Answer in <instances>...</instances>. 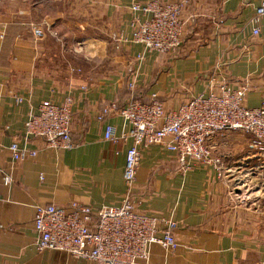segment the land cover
I'll return each mask as SVG.
<instances>
[{"label":"crops","instance_id":"crops-1","mask_svg":"<svg viewBox=\"0 0 264 264\" xmlns=\"http://www.w3.org/2000/svg\"><path fill=\"white\" fill-rule=\"evenodd\" d=\"M25 1L24 10L0 18L6 33L0 39V264H100L65 251L39 252L36 207L68 209L77 202L98 210L122 203L126 154L133 145L125 137L130 126L120 116H99L104 106L127 104L134 76L140 101L150 102L155 94L170 111L224 83L234 89L246 86L249 108L264 105V18L258 24L261 33L253 34L263 0H187L181 49L147 54L136 75L130 72L132 61L144 47L127 42L135 27L130 8L147 0H81L116 49L113 68L93 76L62 66L51 34L35 41L29 29L33 11L55 4L53 13L60 14L62 0ZM68 97L74 101L73 150L47 148L35 138L22 141L30 114L44 101L62 104ZM108 126L116 129L118 142L105 139ZM20 139L37 156L14 162L8 148ZM209 144L222 168L256 171L252 186L262 190L243 198L231 186L235 175L219 177L214 167L201 165L184 170L177 155L162 146L143 151L133 195L141 213L178 223L177 247L170 251L153 244L148 263L137 264H264V151L250 134L231 130ZM5 175L11 184H5Z\"/></svg>","mask_w":264,"mask_h":264},{"label":"built area","instance_id":"built-area-1","mask_svg":"<svg viewBox=\"0 0 264 264\" xmlns=\"http://www.w3.org/2000/svg\"><path fill=\"white\" fill-rule=\"evenodd\" d=\"M183 7L184 3L166 0L132 4L130 9L135 15V27L127 42L142 45L144 51L134 57L131 74L136 75V66L145 60L147 54L170 55L181 49L186 25L182 18ZM262 18L264 0L257 7L253 19L254 35L261 33L258 24ZM31 31L35 41L45 39L47 34L42 27L35 25ZM5 36V31L0 30V39L4 40ZM118 39L123 40V37ZM129 90L132 98L125 106L111 103L104 106L99 116L100 120L110 115L120 116L130 126L125 137L131 138L133 145L126 154L124 181L127 192L122 203L98 210L77 202L68 209L55 205L37 206L35 246L39 252L65 251L74 258L94 260L100 264H137L139 260L148 263L153 244L174 251L177 247L174 231L178 223L173 219H158L141 213L132 192L143 151L152 146H162L175 153L184 170L201 165L214 167L219 177L235 175L231 185L237 196H240L242 187L249 193L251 178L256 171L239 174L233 169L222 168V160L213 154V147L209 144L222 131H241L253 136L256 145L264 151V105L258 108L246 105V86L234 89L225 83L219 84L209 94L190 98L176 111L167 110L155 94L147 103L136 99V76L129 82ZM16 101L20 104L23 98L18 97ZM73 106L74 101L70 97L62 104L44 101L38 112L30 114L26 121L22 141L35 138L43 140L47 148L73 150L76 147L72 139ZM105 139L119 141L113 126L106 128ZM8 149L14 162L35 157L38 153L22 147L21 139L14 141ZM11 181V176H4L6 185ZM243 198L246 195L243 194Z\"/></svg>","mask_w":264,"mask_h":264},{"label":"rangeland","instance_id":"rangeland-1","mask_svg":"<svg viewBox=\"0 0 264 264\" xmlns=\"http://www.w3.org/2000/svg\"><path fill=\"white\" fill-rule=\"evenodd\" d=\"M177 3H184L185 7L187 0ZM25 7V0H0V18L1 16L4 18L5 14L24 10ZM59 7L60 14L57 11L56 14L53 13L55 4L47 5L46 9L40 12L33 11L29 15L31 20L29 29L35 25L50 33V39L58 47L56 51L58 62L64 67H70L73 73H89L93 76L110 71L115 65L116 49L113 48L112 41L108 37L105 38L106 36L97 29L102 22L89 16L86 4L81 0H62ZM240 189L242 192L239 195L247 196L262 190L261 187L259 190L252 186L249 193H246L245 187Z\"/></svg>","mask_w":264,"mask_h":264},{"label":"trees","instance_id":"trees-1","mask_svg":"<svg viewBox=\"0 0 264 264\" xmlns=\"http://www.w3.org/2000/svg\"><path fill=\"white\" fill-rule=\"evenodd\" d=\"M11 28H17V29H19V28H21V27H18V26H12ZM6 37V36H5ZM5 39V38H4ZM130 93V92H129ZM134 97L136 98V99H139V97L138 96H135V94H134ZM132 98V94L130 93V96H129V99H131ZM142 102H144V101H142ZM144 103H146V102H144ZM119 106H121V107H123V106H125V104L124 105H120V104H118Z\"/></svg>","mask_w":264,"mask_h":264}]
</instances>
